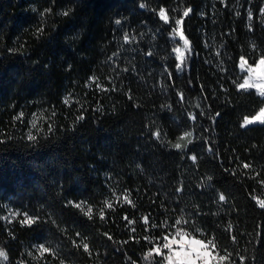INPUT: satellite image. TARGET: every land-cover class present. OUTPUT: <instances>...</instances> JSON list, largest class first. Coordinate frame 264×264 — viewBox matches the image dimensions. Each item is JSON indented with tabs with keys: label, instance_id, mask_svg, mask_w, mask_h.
Returning <instances> with one entry per match:
<instances>
[{
	"label": "trees",
	"instance_id": "obj_1",
	"mask_svg": "<svg viewBox=\"0 0 264 264\" xmlns=\"http://www.w3.org/2000/svg\"><path fill=\"white\" fill-rule=\"evenodd\" d=\"M261 8L264 0H0V250L7 255L1 264H149L145 237L158 239L162 222L181 216L198 238L214 239L221 255L231 252V263L244 257V264H264V209L256 202L264 200V125L241 127L261 98L233 83L241 75L239 56L251 63L264 52ZM176 18H183L193 49L182 73L174 54L162 59L171 52ZM123 31L137 41L123 44ZM149 49L156 54L147 57ZM113 53L117 70L130 69L118 79L106 62ZM93 76L108 89L112 77L117 90L86 86ZM156 130L160 139L151 134ZM30 131L36 140H28ZM186 131L193 133L191 144L179 140ZM176 142L187 147L177 150ZM124 193L131 204L122 202ZM220 193L226 202H217ZM67 201H85L92 218ZM25 212L40 219L21 226ZM144 216L161 227L145 231ZM77 233L91 256L73 245L81 242ZM39 243L58 249L57 257H39Z\"/></svg>",
	"mask_w": 264,
	"mask_h": 264
},
{
	"label": "snow or ice",
	"instance_id": "obj_2",
	"mask_svg": "<svg viewBox=\"0 0 264 264\" xmlns=\"http://www.w3.org/2000/svg\"><path fill=\"white\" fill-rule=\"evenodd\" d=\"M141 8H144V3L140 4ZM46 12H49L50 9H46ZM192 11L191 8H187L183 11V17H188L190 12ZM261 14L264 15V8H261L260 10ZM64 16L69 15L68 11H64L62 13ZM43 15V14H41ZM158 16L159 20L163 21L165 25L169 23V16L166 12V9L164 7H160L158 9ZM253 14L251 11L248 12L247 20L249 22L252 21ZM115 24L117 26L121 25V20L116 19ZM184 20L183 18H176L174 20V26L171 27L170 35L172 37L171 39V52L167 56H163V60H167L172 54H174L175 59V70L177 73H182L186 71L189 68V61L192 58L193 49L190 43L189 38L185 35L184 30ZM123 30V29H121ZM249 30H251V25L249 23ZM44 29L43 27H40L37 29V36L41 35L43 33ZM140 38L143 37V33L139 34ZM155 34L153 35V39H155ZM137 41L136 35H131L128 31H123V37H122V43L123 44H133ZM119 51V50H118ZM132 51H137V49H132ZM156 53L154 52V49H149L145 55L147 57H152ZM217 56H221V53L218 51ZM109 62L113 67L112 71L116 73V78L118 79L120 76V73H127L130 69L128 67H123L119 70H117V65L119 62V56L118 53H113L112 57H108L107 61ZM70 67V66H69ZM237 67L240 70L241 75L238 77L237 80H233V83L236 86V89L238 92H248L249 90H255V94L261 98L260 103L261 106L259 107L258 111H256L251 116L245 115L243 118V122L241 124V127H246L248 125H254V124H260L264 125V52L260 53L257 59H254L251 63L249 62V59L244 55L241 54L239 56ZM131 71L135 72L136 69L133 67ZM164 72H167V79L172 80V73L169 71L167 67L164 68ZM163 75V73L161 74ZM242 81V82H239ZM109 82L112 84V88L108 89L104 87L98 79L93 76L90 78L89 83L86 85L88 87H91L92 83L96 84V87L98 90L103 92L108 91H115L117 90L115 80L112 77H109ZM203 90V89H202ZM226 92L227 89H224ZM179 101L183 102L185 100V97L183 95V92H179ZM129 98L131 99V95H129ZM69 101L67 99L64 100V103L67 104ZM169 109L171 106H168ZM197 108H201L200 115H204V109L202 108L201 104L196 105ZM97 111H100L99 108L96 109ZM220 113L216 112L215 116L212 117L213 122H215V118L219 117ZM23 116V113L21 112L17 119H20ZM78 120H83L84 115L81 114L77 117ZM189 119L192 120L194 123L197 121V115L194 113H189ZM32 127H36V121L33 120ZM50 132L53 130L52 126L49 125ZM207 130V129H205ZM153 136H155L157 139L161 138V131L156 130L151 133ZM193 133L191 131H186L182 136L179 137L180 141L187 140V144H191L192 140L189 139V137H192ZM29 141L36 140V136L31 133V131L28 133L27 136ZM207 143V140L205 141ZM187 144H181L180 142L174 143L172 146L180 150L182 148H186ZM207 151L212 154L216 155L217 153L214 151L212 147H208ZM187 155V153H185ZM188 158L195 164L197 162L198 157L196 155H188ZM242 167L244 169L251 168L250 163H242ZM259 175V173H257ZM209 180L211 177L208 178ZM260 183L264 184V180L260 181ZM176 191L179 193L182 191V188H177ZM117 200H120V197H116ZM253 199H256L253 197ZM123 203L131 204L132 201L129 199V194L124 193L123 194ZM218 203L219 202H226V196L223 193H220L218 195ZM259 208L264 209V200H257L256 201ZM67 204L71 205L72 207H75L82 212L86 216H88L89 219L92 218L93 214V208L91 206H88L85 201L81 202H73V201H67ZM104 207L108 209H112L114 207L112 202L105 201ZM99 217L101 220H105V214L104 209L101 208L98 210ZM15 215H20V213H14ZM40 217L32 215L30 216L27 212L23 213V219L20 220L21 226H32L35 224ZM124 219L127 221L129 225L133 224V221L129 219L127 216L124 217ZM143 223L145 225V231H147L149 228H158L161 227V225H158L156 223L150 222V218L148 216H144ZM163 227L165 231L158 239H152L151 237H145L146 240L150 243L151 247L148 249V251L144 254V260L148 261L149 264H151V261L155 257H159V264H227V262L232 257V253L228 252L226 249L224 251V254L221 255L220 252L217 249L216 243L214 239H202L198 238L196 234L191 232L189 230V227H195V225H189V221L185 219L183 216L180 218L174 219L173 223L169 224L167 221L162 222ZM229 229H231V225L228 226ZM132 231H135L133 228ZM77 237L80 239V243L78 244L76 240H73V245L76 247L83 248V251L86 253H89V255H92V251L89 248V244L87 243L86 238L81 237L80 233L76 234ZM105 236L109 240L112 239V236L109 235L107 232L104 233ZM201 235H203L201 233ZM233 243H236V237H232ZM124 243H127L125 241ZM36 248V252L39 254V257H42L45 253H48L53 256L55 259L57 257L58 249H53L51 246H45L44 243H39L34 246ZM29 255H32V253H29ZM39 257H34V259H38ZM0 258L7 259V255L5 252L0 251ZM241 264H244V257H240ZM47 264V262H46ZM60 264H64V260H60ZM132 264H135V262H132Z\"/></svg>",
	"mask_w": 264,
	"mask_h": 264
},
{
	"label": "rangeland",
	"instance_id": "obj_3",
	"mask_svg": "<svg viewBox=\"0 0 264 264\" xmlns=\"http://www.w3.org/2000/svg\"><path fill=\"white\" fill-rule=\"evenodd\" d=\"M38 120V119H37ZM258 124V123H257ZM257 124H254V125H257ZM249 126H253V125H248V126H246V127H249ZM15 212H13L12 210H10V212H9V215L10 216H14L13 214H14ZM16 216V215H15ZM0 251H2V250H0ZM4 252V251H3ZM7 261V259L5 260L4 258H0V264L1 263H4V262H6ZM227 264H233V263H231L230 261H228L227 262Z\"/></svg>",
	"mask_w": 264,
	"mask_h": 264
}]
</instances>
